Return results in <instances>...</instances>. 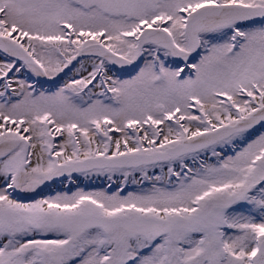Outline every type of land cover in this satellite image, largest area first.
I'll return each mask as SVG.
<instances>
[{
    "label": "snow or ice",
    "instance_id": "1",
    "mask_svg": "<svg viewBox=\"0 0 264 264\" xmlns=\"http://www.w3.org/2000/svg\"><path fill=\"white\" fill-rule=\"evenodd\" d=\"M0 264H264V0H0Z\"/></svg>",
    "mask_w": 264,
    "mask_h": 264
},
{
    "label": "bare ground",
    "instance_id": "2",
    "mask_svg": "<svg viewBox=\"0 0 264 264\" xmlns=\"http://www.w3.org/2000/svg\"><path fill=\"white\" fill-rule=\"evenodd\" d=\"M108 180L105 177H92L90 179H85L84 177H80L78 180L74 182H69L64 180L63 182H59L53 185L50 190L46 191V194L53 193L58 191L59 189H74L76 187H103L108 185Z\"/></svg>",
    "mask_w": 264,
    "mask_h": 264
},
{
    "label": "rangeland",
    "instance_id": "3",
    "mask_svg": "<svg viewBox=\"0 0 264 264\" xmlns=\"http://www.w3.org/2000/svg\"><path fill=\"white\" fill-rule=\"evenodd\" d=\"M79 188H83V189H85L86 191H92V190H96V189H102L103 187H79ZM72 191H76L77 190V188H74V189H71ZM60 191V190H59ZM61 191H66V190H61ZM128 191H133V190H128ZM52 194H55V192L54 193H50V194H48V195H52Z\"/></svg>",
    "mask_w": 264,
    "mask_h": 264
}]
</instances>
